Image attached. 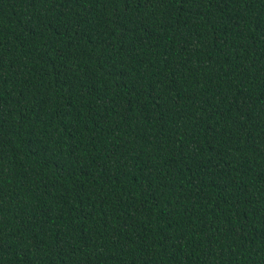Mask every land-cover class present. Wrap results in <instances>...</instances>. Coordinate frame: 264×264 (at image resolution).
I'll return each mask as SVG.
<instances>
[{
  "label": "trees",
  "instance_id": "obj_1",
  "mask_svg": "<svg viewBox=\"0 0 264 264\" xmlns=\"http://www.w3.org/2000/svg\"><path fill=\"white\" fill-rule=\"evenodd\" d=\"M0 264H264V0H0Z\"/></svg>",
  "mask_w": 264,
  "mask_h": 264
}]
</instances>
